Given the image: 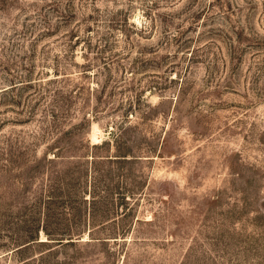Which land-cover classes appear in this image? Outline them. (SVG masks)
Returning <instances> with one entry per match:
<instances>
[{"label": "rangeland", "instance_id": "rangeland-1", "mask_svg": "<svg viewBox=\"0 0 264 264\" xmlns=\"http://www.w3.org/2000/svg\"><path fill=\"white\" fill-rule=\"evenodd\" d=\"M0 264H264V0H0Z\"/></svg>", "mask_w": 264, "mask_h": 264}, {"label": "trees", "instance_id": "trees-1", "mask_svg": "<svg viewBox=\"0 0 264 264\" xmlns=\"http://www.w3.org/2000/svg\"><path fill=\"white\" fill-rule=\"evenodd\" d=\"M17 84H15L14 82L11 83L10 87L16 86ZM6 89V88H5ZM4 90V89H3Z\"/></svg>", "mask_w": 264, "mask_h": 264}, {"label": "bare ground", "instance_id": "bare-ground-1", "mask_svg": "<svg viewBox=\"0 0 264 264\" xmlns=\"http://www.w3.org/2000/svg\"><path fill=\"white\" fill-rule=\"evenodd\" d=\"M97 139V138H96Z\"/></svg>", "mask_w": 264, "mask_h": 264}]
</instances>
